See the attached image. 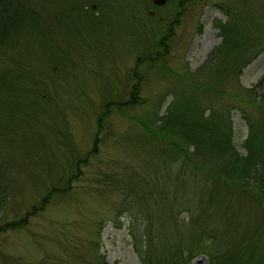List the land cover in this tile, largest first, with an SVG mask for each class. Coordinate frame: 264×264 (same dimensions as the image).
Returning a JSON list of instances; mask_svg holds the SVG:
<instances>
[{"label": "trees", "instance_id": "trees-1", "mask_svg": "<svg viewBox=\"0 0 264 264\" xmlns=\"http://www.w3.org/2000/svg\"><path fill=\"white\" fill-rule=\"evenodd\" d=\"M210 5L221 42L192 69L185 49ZM263 53L264 0H0V242L87 210L51 219L65 230L34 243L38 258L0 249L1 264H109L101 233L125 217L141 264H264V74L241 81ZM116 120L135 127L133 149ZM110 141L125 152L107 160ZM149 157L173 174H151ZM87 224L88 237L65 233Z\"/></svg>", "mask_w": 264, "mask_h": 264}, {"label": "rangeland", "instance_id": "rangeland-1", "mask_svg": "<svg viewBox=\"0 0 264 264\" xmlns=\"http://www.w3.org/2000/svg\"><path fill=\"white\" fill-rule=\"evenodd\" d=\"M222 19L225 20L224 15L213 5L206 6L203 9L201 21L203 24V32L202 34H196L192 40L189 42L185 49V58L187 61H189V65L192 69L198 68L207 58L208 54L211 52V50L220 44L221 38L219 37L218 30L213 26V20L214 19ZM188 18L186 17L183 20V25L181 26V29L178 28V33L188 32L190 29V26L192 23H189L187 21ZM190 25V26H189ZM264 74V53L260 55V57L250 66H248L241 78L242 84L244 87H252L254 84L258 82V80L261 78V76ZM234 130H235V143L238 148V150L244 154L245 150L243 148V143L247 137L248 134V126L246 123L245 118L240 112L234 113ZM120 120H116L114 122L113 128L116 130L117 134H126L123 135V138L128 142V146H125V148H128L129 146L133 149V145H136L137 143V135L135 133H132V131L135 129L134 126L130 123L129 128L126 126H121V124L118 122ZM79 124L86 123L85 118L80 119L78 121ZM90 132L91 131H84L83 129H79L77 127L75 131V136L77 139V142L80 146H82L84 149L87 148L88 142L90 139ZM115 140V136L113 138ZM113 141H110V143L107 145V147H103V150H107V155L105 156L107 160L110 158H114L112 155L116 156H122L123 152L125 150L121 148L119 151L113 150L111 147ZM132 155V154H131ZM136 156V155H135ZM133 157V156H132ZM152 161L149 165V170L152 172L151 174H159L165 177V179L170 175L173 174V170L168 167V165H165L156 158L153 159L152 157H149ZM133 163L130 161L128 163V166L131 167ZM86 170V169H85ZM89 169V173L90 174ZM94 185V183H93ZM84 187H88V180H83L80 183L76 184V188L82 189ZM76 207H68L67 209L65 207L59 208L56 210V213H51V215H47V217L43 218H37L35 219L32 224L29 226V228L23 232H8L5 235H3L2 241L0 242V249L8 251L10 253H15L17 255H22L25 253L28 256L33 257L34 259L41 256V252L43 251L38 249V247L34 246V243L39 244L40 242L44 243V240H41V236H45L47 239H50L52 236L55 237L56 235L60 234V231L65 230V228L61 227L60 229H53V220L55 216L58 218L66 219L67 215L74 217L73 221L75 220H84L83 217H86V211H84L83 215L82 213L79 214L77 212ZM104 211V210H103ZM79 216L77 217V215ZM81 215V216H80ZM89 216L91 217L92 214L89 212ZM50 220V221H49ZM124 228L118 229L113 223L107 224L102 233H101V242H102V252L106 255L107 261L109 264H141L138 256L135 253L134 247L132 245V238L129 234L128 230V223L129 220L127 217H125ZM91 225H81L78 229H74V231H70V226H66V232L65 233H71L72 235H77L79 232L80 237H88L89 230ZM159 235V233H156ZM51 236V237H50ZM188 238V237H187ZM54 240V239H53ZM49 240H47V243ZM51 243H49V246ZM43 247V246H42ZM1 264V259H0ZM191 264H209V260L206 256H200L196 258Z\"/></svg>", "mask_w": 264, "mask_h": 264}, {"label": "water", "instance_id": "water-1", "mask_svg": "<svg viewBox=\"0 0 264 264\" xmlns=\"http://www.w3.org/2000/svg\"><path fill=\"white\" fill-rule=\"evenodd\" d=\"M154 4L156 6H165L168 2V0H153ZM96 8V6H94ZM151 15H154V11H150Z\"/></svg>", "mask_w": 264, "mask_h": 264}, {"label": "flooded vegetation", "instance_id": "flooded-vegetation-1", "mask_svg": "<svg viewBox=\"0 0 264 264\" xmlns=\"http://www.w3.org/2000/svg\"><path fill=\"white\" fill-rule=\"evenodd\" d=\"M94 9H96V8H94Z\"/></svg>", "mask_w": 264, "mask_h": 264}]
</instances>
